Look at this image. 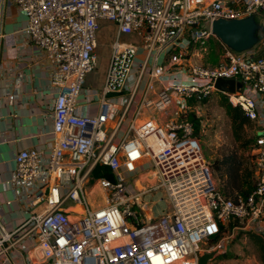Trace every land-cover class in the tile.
<instances>
[{
	"label": "built area",
	"instance_id": "built-area-1",
	"mask_svg": "<svg viewBox=\"0 0 264 264\" xmlns=\"http://www.w3.org/2000/svg\"><path fill=\"white\" fill-rule=\"evenodd\" d=\"M10 2L26 20V44L48 63L55 97L51 149L21 150L14 159L10 184L29 212L12 230L0 226V264H198L209 253L207 264H217L237 232L264 237V32L243 53L211 32L216 19L250 16L264 30V0ZM100 22L113 23L116 35L97 113L81 116L78 100L96 66ZM211 39L222 48L219 63L193 61ZM218 79L242 87L218 92ZM214 93L239 107L252 131L256 183L245 195L221 192L201 153L203 108ZM96 167L112 180L98 178L104 200L92 208L85 186ZM155 204L163 209L152 217Z\"/></svg>",
	"mask_w": 264,
	"mask_h": 264
},
{
	"label": "crops",
	"instance_id": "crops-1",
	"mask_svg": "<svg viewBox=\"0 0 264 264\" xmlns=\"http://www.w3.org/2000/svg\"><path fill=\"white\" fill-rule=\"evenodd\" d=\"M25 25L26 20L16 6L10 0H0V226L5 231L15 228L29 212L26 208L29 202L21 200L10 184L16 154L25 149L49 151L52 147L51 108L55 92L49 86L48 63L40 51L26 44L20 33ZM124 38L132 40L131 36ZM103 82L104 77L97 85L90 83V87L83 88L78 115L97 113ZM10 96H13L12 101H9ZM133 110L134 106L115 133L114 143L123 137L132 121ZM119 113L120 108L115 115ZM116 119L107 123L108 132L114 130ZM87 185L85 190L91 207L102 206L103 199H94V194L103 196L96 182L89 188ZM162 209V205L155 204L150 215L156 217ZM39 210L33 209L34 212Z\"/></svg>",
	"mask_w": 264,
	"mask_h": 264
},
{
	"label": "rangeland",
	"instance_id": "rangeland-1",
	"mask_svg": "<svg viewBox=\"0 0 264 264\" xmlns=\"http://www.w3.org/2000/svg\"><path fill=\"white\" fill-rule=\"evenodd\" d=\"M116 35V26L109 22H100L97 33L98 47L95 51V69L87 75L84 87H90V83L98 84L107 70L110 57V47ZM123 40L125 38L123 37ZM132 42L137 39L132 37ZM222 48L219 43L211 39L207 44L206 52L200 54V59H193L203 65L215 66L222 57ZM230 104L223 95L214 93L203 108L202 119L206 123L204 132L200 135L201 153L209 163L213 172L215 185L226 195L235 192L250 191L256 183V175L251 157L249 142L252 135L250 128H244L239 135L240 141H236L231 128L230 120L226 114L223 103ZM193 122V120H191ZM194 123V122H193ZM198 124V122H195ZM199 129V127H198ZM249 142V143H248ZM148 160H144L147 163ZM104 172H100V177ZM88 188L98 178L91 174ZM241 186L240 189L238 187ZM153 196V195H152ZM151 198V197H150ZM158 197H154L157 199ZM94 199L104 200L103 196L94 194ZM103 204V202H102ZM71 205L67 202L66 206ZM224 259H215L217 264H261L256 254L254 245L249 241L248 234L237 232L230 245V250Z\"/></svg>",
	"mask_w": 264,
	"mask_h": 264
},
{
	"label": "water",
	"instance_id": "water-1",
	"mask_svg": "<svg viewBox=\"0 0 264 264\" xmlns=\"http://www.w3.org/2000/svg\"><path fill=\"white\" fill-rule=\"evenodd\" d=\"M211 32L229 50L243 53L257 45L264 30L258 21L250 16L241 20L216 19L211 24ZM241 87V84L234 80L218 79L215 82V89L222 93L233 94ZM213 257L212 253L205 254L199 258L198 264H207Z\"/></svg>",
	"mask_w": 264,
	"mask_h": 264
},
{
	"label": "trees",
	"instance_id": "trees-1",
	"mask_svg": "<svg viewBox=\"0 0 264 264\" xmlns=\"http://www.w3.org/2000/svg\"><path fill=\"white\" fill-rule=\"evenodd\" d=\"M223 106H224V108L226 110V114L230 120L233 136H234L236 141H240L239 135L241 134V132H243L244 127L249 124L248 120L243 115V112L241 111V109L239 107H232L230 104L226 103V101L223 103ZM195 133H198V124L197 123H195ZM250 141L251 140H249V142ZM100 172H101L100 169L98 167H96L93 170L92 174L95 176V178H99ZM103 172H104L105 177L112 180L111 172L108 169H105ZM240 188H241V186L238 187V189H240ZM250 191L245 190V191H241L240 193L245 195ZM248 239L254 245V248L256 250V254H257V257L259 259V262L261 264H264V237H261L259 235H255L252 233H248ZM227 256H228L227 254H222L220 256V259L225 260L227 258ZM218 259H219V257H218Z\"/></svg>",
	"mask_w": 264,
	"mask_h": 264
}]
</instances>
